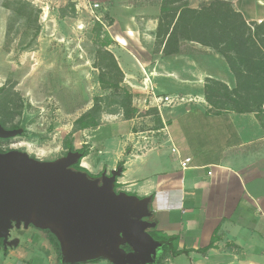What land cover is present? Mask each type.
I'll return each mask as SVG.
<instances>
[{"label": "rangeland", "instance_id": "rangeland-1", "mask_svg": "<svg viewBox=\"0 0 264 264\" xmlns=\"http://www.w3.org/2000/svg\"><path fill=\"white\" fill-rule=\"evenodd\" d=\"M24 1L34 10L15 13L3 7L6 0H0V88L4 89V93H0V121L8 129L17 126L22 132L19 136L0 140V150H20L38 161L54 162L66 155L68 150L64 144L70 143L78 153L88 150L86 159L82 158L79 163L81 167L83 160L85 165L95 160L106 139L122 133H140L138 138L143 140L158 127L157 109L149 103L148 94L132 88L124 81V76L120 80L106 66L109 61L102 60V52L109 51L117 62L115 46H123L148 64L157 56L160 45L156 35L155 45L149 51L137 47V38H124L125 23L129 22L128 16L137 12L135 7L138 6L140 13L150 9L159 19L172 16L184 6L200 10L216 0ZM224 1L230 2L249 24L264 21V0ZM189 42L179 38L181 52L199 60L202 68L211 59L207 54L213 58L218 54L217 59L227 64L220 53L221 47H207L211 51H201L199 58L190 49ZM227 67L229 69L228 64ZM231 74L234 81L225 84L226 88L219 92L216 86L210 85L208 78L203 82L204 95L208 86L216 110L235 112L240 109L236 105L240 98L229 93L237 86ZM244 94L246 92L241 91L240 97ZM122 101L136 111L133 123L125 119ZM91 109L97 112L87 115L84 122L87 128L81 129L84 123L76 124V121ZM259 117L264 125V115ZM114 149L111 147L109 151ZM118 168L119 165L114 169ZM86 170L92 177L102 172L110 173L106 167L100 171ZM117 191H122V187ZM50 237L56 240L57 250ZM9 239L18 240V245L6 248L5 253L0 250V264H110L101 257L87 262L63 263L64 244L50 226L38 227L31 222L27 228L22 225L12 229ZM158 255L156 264L167 255L166 249L160 250Z\"/></svg>", "mask_w": 264, "mask_h": 264}, {"label": "crops", "instance_id": "crops-1", "mask_svg": "<svg viewBox=\"0 0 264 264\" xmlns=\"http://www.w3.org/2000/svg\"><path fill=\"white\" fill-rule=\"evenodd\" d=\"M136 9L122 33L149 51L155 45L158 17L150 9ZM189 44L199 58L201 51H211ZM182 48L179 44L178 52L164 55L159 46L148 64L115 46L124 81L148 94L157 109L158 127L143 140L140 133L106 139L95 160L81 165L93 172L104 167L111 171L121 163L117 183L122 192L152 197L154 229L177 237V250L189 252L167 254L163 264H264V127L254 113L214 109L205 100L203 82L232 83L227 64L218 54H207L211 59L202 68ZM111 147L115 149L110 152ZM215 232L213 247L202 252Z\"/></svg>", "mask_w": 264, "mask_h": 264}, {"label": "water", "instance_id": "water-1", "mask_svg": "<svg viewBox=\"0 0 264 264\" xmlns=\"http://www.w3.org/2000/svg\"><path fill=\"white\" fill-rule=\"evenodd\" d=\"M21 133L0 124V140ZM81 160V154L72 151L54 162L38 161L20 150L0 152L3 247H16L18 240H9L10 231L32 222L60 235L63 263L101 257L110 264H156L163 247L148 233L156 226L150 221V199L114 190L121 168L92 179L72 168Z\"/></svg>", "mask_w": 264, "mask_h": 264}, {"label": "trees", "instance_id": "trees-1", "mask_svg": "<svg viewBox=\"0 0 264 264\" xmlns=\"http://www.w3.org/2000/svg\"><path fill=\"white\" fill-rule=\"evenodd\" d=\"M12 6L16 7L13 9ZM3 7L15 13H22L27 9L34 10V7L24 0H6ZM179 38L215 49L221 47L220 53L224 56L230 71L236 79V88L229 92H233V94L240 98L236 103L240 109L235 112L256 114L264 127L259 117L260 114L264 115V21L259 23L253 22L251 24L247 23L243 16L233 9L230 2L224 0H216L208 7L200 10H194L184 6L181 9L175 10L172 16L165 15L159 18L156 30V39L159 45L163 47L162 52L164 55H171L177 52ZM102 60L109 61V64L106 66H109L111 68L110 71L114 72L120 80L123 79V73L113 54L109 51H103ZM207 81L210 85L216 86L215 90L218 92L221 88H226V85L220 81L214 79H208ZM207 88L208 86H206L205 98L210 105L215 106ZM243 90L246 94L240 97L241 91ZM2 92L4 93L3 87L0 88V93ZM120 105L122 109H126L125 119H132L136 111L130 109V105L126 104L125 101L120 102ZM96 112L97 109L89 110L76 121V124H83L87 115ZM0 124L8 129L4 122L0 121ZM85 125L84 123L80 128H85ZM10 129H17V126H12ZM64 148L68 151H75L70 143L64 144ZM0 152L3 151L0 150ZM79 153L84 158L87 156L88 150L83 149ZM79 163L72 168L92 177L86 169L79 166ZM119 167H122L121 163ZM120 186L116 182L114 190L117 191ZM127 194L131 195L129 193ZM149 199L151 201L152 197ZM149 209L151 211L150 206ZM150 221L155 223L153 215H151ZM148 233L155 241L160 242L163 249H166L167 254L172 257L189 253L188 251L177 250V237H168L155 229L148 230ZM49 239L57 250L58 245L56 240L53 237ZM216 240L217 236L215 232L212 235L210 244L202 252H206L212 248ZM123 248L126 252L130 251L127 246ZM165 257H161L159 264H163Z\"/></svg>", "mask_w": 264, "mask_h": 264}, {"label": "flooded vegetation", "instance_id": "flooded-vegetation-1", "mask_svg": "<svg viewBox=\"0 0 264 264\" xmlns=\"http://www.w3.org/2000/svg\"><path fill=\"white\" fill-rule=\"evenodd\" d=\"M102 174V173H101ZM100 174V175H101ZM109 174V173H108ZM100 176H98V177H94L93 179H96V178H99ZM10 240V239H9ZM11 241V240H10ZM0 248H1V251L3 252V253H5V251H6V249L3 247V245H2V240H0Z\"/></svg>", "mask_w": 264, "mask_h": 264}, {"label": "built area", "instance_id": "built-area-1", "mask_svg": "<svg viewBox=\"0 0 264 264\" xmlns=\"http://www.w3.org/2000/svg\"><path fill=\"white\" fill-rule=\"evenodd\" d=\"M167 101V100H166ZM190 161V159H185L184 162L188 163Z\"/></svg>", "mask_w": 264, "mask_h": 264}]
</instances>
